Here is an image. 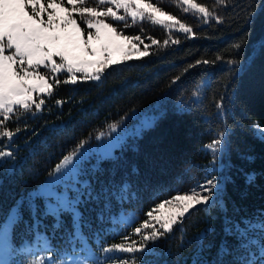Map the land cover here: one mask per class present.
Masks as SVG:
<instances>
[{
	"label": "trees",
	"instance_id": "trees-1",
	"mask_svg": "<svg viewBox=\"0 0 264 264\" xmlns=\"http://www.w3.org/2000/svg\"><path fill=\"white\" fill-rule=\"evenodd\" d=\"M151 1L193 31L147 20L114 23L117 31L140 36L143 44L136 42L142 50L147 45L149 55L111 67L99 82L56 85L51 80L52 95L43 97L40 112L33 116L21 111L5 122L10 130L21 128L4 149L14 158L0 159V221L6 222L13 210L18 217L9 233L13 249L44 234L60 247L79 250L87 244L99 257L103 247L120 243L123 235L139 241L134 228L148 219L149 210L214 175L219 191L208 205L190 210L172 232L150 242L149 256L125 257L140 256L141 264L146 259L151 264H232L233 256L220 253L225 244L229 249L237 245L226 236V226L264 212V140L255 127L264 129V0H193L212 12L207 22L201 13L184 12L178 0ZM85 4L97 7L96 0ZM148 37L158 43L152 45ZM169 37L179 43L163 45ZM204 59L214 63H197ZM230 59L239 63H226ZM142 117H152L150 125L128 137L112 157L92 156L83 163L77 178L91 184L94 198L80 208L81 239L69 244L77 231L72 216L64 215L62 225L54 228L55 218L43 214L45 202L32 192L81 143L82 148L94 145L109 135L112 125H129ZM217 137L221 151L214 155L204 146ZM130 214L132 224H122L121 217ZM17 256L21 264L30 261L22 253Z\"/></svg>",
	"mask_w": 264,
	"mask_h": 264
},
{
	"label": "snow or ice",
	"instance_id": "snow-or-ice-1",
	"mask_svg": "<svg viewBox=\"0 0 264 264\" xmlns=\"http://www.w3.org/2000/svg\"><path fill=\"white\" fill-rule=\"evenodd\" d=\"M96 2L97 7H89L85 6V0H68V3L72 5L69 9L60 0H0V118H2L0 119V138L7 137L6 142L0 139V159L14 158L15 154L11 150L5 151L4 149L10 148L13 137L21 132L20 127H16L14 131L6 128L5 122L21 111L31 113L33 116L36 112H40L45 101L39 99L37 103L33 97L34 93L52 95L53 84L49 83V78L41 73V68L47 69L53 74L51 79L56 85L60 83L75 85L78 82V73L81 74L83 81L99 82L105 68L121 62L110 58L112 52L121 53L124 59L131 58L132 53L125 51L117 41L122 40L132 44L135 40L143 44L140 36L125 35L100 17L125 21L130 16L133 23L137 20H147L167 29L178 25L184 33L193 31L175 15L166 12L153 2H145V0H96ZM182 3L187 5L184 12L195 10L197 13L203 14L205 22L213 18L212 12L206 6L194 3L193 0H182ZM106 5H114L117 9L122 8L124 15H117V12L113 11V7ZM49 9H51L50 12ZM73 13H78L90 30L87 32L86 38L85 32L73 18ZM44 14L47 15L46 20L43 18ZM160 16H164L166 19L162 20L159 18ZM248 20L249 24L254 22V14L251 12ZM168 21L172 23H168ZM93 29L94 31H91ZM147 39L151 40L152 45L158 43L151 37ZM169 40L173 44L179 43L178 39L169 37L163 41V45H168ZM93 43L97 47L91 46ZM260 45L264 50V40L260 41ZM132 46L136 47L135 44ZM235 47L238 49L240 45L237 44ZM140 55H149L147 45ZM90 56L94 59H88ZM57 57L59 62L55 59ZM215 59L222 63L225 62L220 56ZM197 63L209 65L214 61L204 59ZM226 63L235 66L239 61L230 59ZM61 72L67 74L63 80L57 79L56 76ZM179 79L180 77H176V80ZM56 103L60 105L62 101L57 100ZM33 106L35 112L32 111ZM216 107L220 109L223 105L217 104ZM111 127L115 131L116 126L112 125ZM255 127L259 130L260 138L264 140V129H260L259 125H255ZM57 130V128L50 129L53 132ZM79 147L82 148L83 143ZM204 147L215 155L221 151V138H214ZM74 156L77 160L80 159V156L75 155V151L73 154L65 155L56 165L54 172L61 173L68 165L72 164ZM75 184L79 186L74 185L69 190L71 194L66 192L57 197V203L46 206L43 212L44 215L55 218L54 228L62 225V216H72L73 227L77 231L69 236V244H72L74 240L81 239L82 234L79 232V227L83 222V214L80 208L86 206L94 198L89 182L81 183L77 179ZM218 191L217 178L212 175L203 184H197L190 189L189 193L177 194L157 204L155 208L145 214L148 219L139 227L134 228V234L140 237L139 241L132 239L131 236L123 235L120 243H114L101 249L103 253L107 254L104 259L97 258L87 244L79 250L73 248L71 253L66 251L63 255L69 257L70 264H141L140 256L146 257L152 252L150 242L154 243L172 232L173 226L182 222V218L186 213H189L190 209H195L196 205H208ZM166 206L174 207L177 211L170 216L157 214L160 209H164ZM17 219L15 210H13V214L7 216L6 222L0 221V249L3 252L0 255V264H9V258L15 255V250L8 244V236ZM100 219H103V216ZM151 221H154L155 224ZM156 224L159 225L158 228ZM143 229H151V231L145 233ZM225 234L237 241L234 249H229L226 244L220 249L222 255L233 256L232 264H264V212L252 217H241L239 221H230L225 228ZM114 253H139L140 256H113ZM27 264H69V260L49 257L47 260L33 259L27 261ZM143 264H151V261L146 259Z\"/></svg>",
	"mask_w": 264,
	"mask_h": 264
},
{
	"label": "rangeland",
	"instance_id": "rangeland-1",
	"mask_svg": "<svg viewBox=\"0 0 264 264\" xmlns=\"http://www.w3.org/2000/svg\"><path fill=\"white\" fill-rule=\"evenodd\" d=\"M178 1L181 4H183L182 0H178ZM60 2H62L63 5L69 9L72 7V5L68 3V0H60ZM145 2H152V1L151 0H145ZM183 5L187 8L186 4H183ZM85 6L96 7V6H92L89 4H85ZM106 6L113 7V11H116L117 15H124V10L122 8L117 9L114 5H106ZM48 11L50 12L51 9H49ZM191 11L196 12L195 10H191ZM43 18L46 20L47 15L44 14ZM73 18L76 19L77 23L80 25V28L85 32V38H86V34L90 30L87 28L86 24L84 23V20L81 19L80 15L78 13H73ZM100 18L104 19L106 23L112 24L113 27H114V23H124L127 20L132 21L130 16L127 17V19L125 21H117V20L112 19L111 17H100ZM159 18L162 20L166 19V17H164V16H160ZM79 20H81V22ZM137 21H141V20H137ZM168 22H170V21H168ZM91 31H94V29ZM117 43L120 44L122 47H124L125 51H130L132 53L130 59H124V57L121 55V53L112 52L110 58L121 61L118 64L128 62L131 60H136V59L142 57L140 55V52H142L143 50L140 48L139 44L135 40L132 42V44H135L136 47H133L132 44H129L127 41L120 40V41H117ZM91 46L97 47V45H95L94 43ZM55 59L57 60V62H59L58 57ZM88 59H94V57L90 56V57H88ZM115 65H117V64L109 65L107 68H105L104 72L106 70L110 69L111 67L115 66ZM40 71L42 74H45L49 78L48 82L51 83V80H52L51 77L53 74L44 68H41ZM64 74L67 75L66 73H63V72L56 74L57 79L59 76H62ZM77 77H78V80H82L81 74L78 73ZM91 82H96V81H91ZM47 96L48 95L46 93H34L33 94V97L37 103L39 102V99H43V97H47ZM151 122H152V117H142L138 121L133 122L129 125H121L119 127H116L115 131L111 130L109 135L105 136L104 139L100 137L96 144L88 146L86 148H81L80 150H78L75 153L76 156H80L79 160H77L74 156L72 164L68 165L66 167V169L62 170L61 173L54 172L51 176L47 177V179L45 181H43L37 187V189L32 192V196H40L45 202V207L55 205L57 203V197L61 196L62 194L66 193V192H68V194H70L69 189L73 188L74 182H76V180L78 179L77 177H79L82 165L85 162V160L89 159V157H92V156L96 157V158H103V159H107V158L112 157L114 154V150L116 148H119L126 141V139L128 137L135 135V134H138L141 131V129L149 126ZM81 153H82V155H81ZM219 168H220V166H219ZM205 180L201 184H203L205 182ZM75 186H77V185H75ZM187 193H189V192H187ZM180 195H183V194H180ZM198 206H202V205H196V207H198ZM190 210H192V209H190ZM176 211H177L176 208L171 207V206H166L164 209H160L157 214H160L162 216H170V215L174 214ZM63 217L64 216H62V218ZM134 219H135L134 215L130 214V215H126V216L121 217L120 221L122 222V224L128 225ZM178 220H180L179 217H178ZM151 223L155 224L154 221H151ZM38 242L46 244V239L43 238L42 240H39ZM8 244H9V236H8ZM63 251L66 252V250H63ZM63 251L61 250V253H58L59 258L64 257L63 254L65 252H63ZM2 254H3L2 249H0V255H2ZM11 258H13V256H11L9 258V261ZM100 259H104V258L102 257ZM13 264H18V262L13 263Z\"/></svg>",
	"mask_w": 264,
	"mask_h": 264
}]
</instances>
